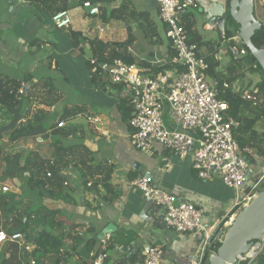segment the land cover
I'll return each mask as SVG.
<instances>
[{
	"label": "crops",
	"instance_id": "1",
	"mask_svg": "<svg viewBox=\"0 0 264 264\" xmlns=\"http://www.w3.org/2000/svg\"><path fill=\"white\" fill-rule=\"evenodd\" d=\"M124 1L126 0H114L107 6L108 8L117 7ZM128 1H131L138 11L149 13L150 19L156 24L160 41L154 42L149 39L150 44L141 40L140 34L137 35L139 33L137 26L130 24L136 37L130 51L135 59V65L139 67L144 63L149 66L148 68L140 67L143 73L148 75L150 69L164 68L172 63L173 51L166 40V28L160 22L157 0ZM206 1L227 3V0ZM75 6L69 11L72 25L67 29L59 30L53 26L51 17L44 14L39 5L28 1L0 0V75L20 80L31 77L28 85L39 84L37 88H40L44 78H51L50 80L57 84L56 93L51 99L40 97L39 105H33L34 108L42 106L49 115L47 122L50 128L49 139L29 138L19 142L30 143L31 146L35 142L43 148L44 144H47L49 151L46 155L42 154L41 149L32 153L37 152L43 157L51 158L53 155L51 140H58V136L53 135V127L60 122L65 111L70 109L72 118L65 122V126L73 131L69 138L66 137L61 141L65 145L86 147L92 153L94 161L91 163L93 164L102 161L113 164L115 171L111 184L120 196L113 202H105L104 191L101 188L98 191L90 189V182L85 185L83 172L70 168L65 170L68 184L65 183L64 186L67 190L68 187L74 189V193L71 194L74 203L48 198L37 200L38 203L34 204L32 209L44 206L49 210L60 211L67 218L69 226H76L81 244L77 250L71 251L66 264H78L82 260L92 264L95 255L102 250L100 241L106 235L111 237L107 249L110 264H143L146 250L153 246L160 247L164 251L162 264H201L205 250L212 242L206 239V235L210 237L216 231L227 228L224 223L232 211L238 193L225 187L218 177L209 181L199 179L197 172L193 169L192 156L182 161L176 154L159 145L155 146L151 154L143 153L135 147L131 136L132 130L120 112L122 104L119 90L95 89L91 83L88 67L89 59L92 57L89 42H83L82 39L80 44L76 45L70 33L72 30L81 32L83 38H99L117 42L110 40L113 36H109L107 40L102 37L103 34H100L102 28L106 29V33L109 28L112 30L113 21L104 27L100 16L90 17L79 6ZM74 11L79 13L78 21L73 18ZM191 13L196 20V29L203 38L199 53L206 60L214 57L220 62L217 69L218 77L224 79L237 77L235 82H239L240 75L245 72L250 79L256 81L254 85L260 82V74H250V69L247 71L246 68L243 70L242 61L247 56L232 51L233 47L238 51L244 49L240 46V41L233 40L238 35L232 39L223 40L222 31L218 25H213L207 16L202 14L200 8ZM137 25L139 27L138 23ZM93 29L97 31L96 37ZM109 32L113 35L111 31ZM234 58L241 60L236 66L232 65ZM65 60L67 63L64 65ZM59 68L63 73L56 72ZM63 79L66 82V90L62 85L59 86ZM62 91L66 92L65 98L62 96ZM123 97L126 98V95L123 94ZM35 98L38 99L37 96ZM2 118L3 114L0 111L1 124ZM19 142L12 144L16 145ZM32 153L30 152V155ZM145 174L150 175L153 183L160 189L176 195L180 200L198 206L203 211L204 231L200 234H181L166 224L164 226L160 218L151 224L149 211L152 205L137 188L132 186L134 180ZM1 179L0 185L11 187L12 192L6 194H14L21 202L13 204V208L9 206L8 208L12 209L7 216H13L11 212L13 210L14 213L30 210L28 202L35 194L22 189L19 181L20 186L11 179H3V177ZM0 214L3 212L0 211ZM2 219L6 220L5 217ZM93 243H95L94 247ZM86 245L88 248H93L89 259H84L81 253ZM8 246L9 244L0 245V264H26L25 261V263H19L18 260L5 262ZM70 246L73 247L74 244L70 242ZM123 248L127 251L123 252ZM34 249L33 247L32 251ZM9 251L14 253L13 250ZM36 263L54 264V258L47 256L40 258V262Z\"/></svg>",
	"mask_w": 264,
	"mask_h": 264
},
{
	"label": "trees",
	"instance_id": "2",
	"mask_svg": "<svg viewBox=\"0 0 264 264\" xmlns=\"http://www.w3.org/2000/svg\"><path fill=\"white\" fill-rule=\"evenodd\" d=\"M26 1L39 5L44 14L52 17L56 13L72 10L74 5H76L75 7H80L85 0ZM113 1H108L101 6L99 16L106 24L111 21L124 23L127 26V38L125 41L109 42L99 38L87 39L83 38L81 32L72 30L70 32L71 37L76 45H79L82 39L83 42H89L92 57L98 58L102 62H112L119 59L127 64H135V59L130 49L135 43L136 37L130 27V22H138L140 27L145 28L151 40L158 42L160 40L157 35L156 24L150 19L149 13L138 11L131 1L126 0L120 6L108 8V3H112ZM229 3L230 0H227L228 8ZM184 27L188 33L189 41L197 44L198 48H200L203 44V38L196 29V20L192 13H188L185 17ZM224 33L227 39H232L237 35L236 31L233 32L228 29ZM252 42L258 49H264V23L263 28L256 31ZM241 47L246 49L248 52L247 58L251 60L252 67L250 68V72L260 73L261 75L260 82L253 89L256 91L254 95L262 99L263 104H252L243 98V92H233L232 88L223 93L224 83L227 82L232 85L237 80V77L229 79L218 77L217 69L220 62L214 57L208 58L207 62L210 65L209 74L219 79L221 86L219 93L230 105L229 114L238 123L234 134L239 153L241 156L246 157L252 163V166H259L261 164L258 162L254 164V158L257 157L256 159L259 161L261 159L264 160V132L260 133L257 130L259 124L264 125V71L250 54L249 50L244 45ZM172 51L171 58L175 56L173 48ZM240 62V59L234 58L232 65L236 66ZM141 66L149 67L144 63L139 67ZM88 67L91 73L92 66L90 61L88 62ZM174 69L175 66L170 63L164 68L150 69L147 76L150 75L151 78H156L158 75ZM29 80H31V77H25L24 80H20L0 75V110H5L10 117L8 124L0 123V142L5 139L6 135L8 136V141L11 143L29 138L49 139L48 132L50 128L47 126L49 115L42 106H38L35 109L33 104L36 100L35 96L51 99L54 94L52 81L50 79H42L41 83H45V90H42L37 88L39 84L29 86ZM91 83L95 89L100 91H107L109 89L119 90L122 104L120 112L130 130H132L131 136H133L135 132L131 127L132 108L128 106V99L123 97L124 92L122 91V87L111 83L100 72L91 73ZM246 91L253 92L250 89H246ZM125 103L127 104L126 106ZM70 111V109H67L60 122L53 127V135H57L58 140H51L50 145L53 150L51 158L43 157L39 153L34 152L23 162V156L20 153L3 155V161H0L1 176L3 179L19 181L22 189L36 194L40 199L45 200L49 198L66 203H74L71 195L74 193V189L68 187L67 190L64 185L67 180L65 170L76 168L83 172L85 185L90 182V189L98 191L101 188L104 191V201L113 202L120 196L118 192H115V188L111 184L115 171L114 165L109 164L107 161L93 164L91 163L94 161L91 156L92 153L86 147L82 145H65L61 141V139L66 137L69 138L73 131V129L66 128V126L59 127V124H65V122L72 118ZM18 199L14 194H6L2 190L0 191V211L4 214V216L0 214V230L2 229L10 235L15 233L23 234L27 244L33 246L35 249L29 253L21 250L16 243L7 242L5 244H9V246L8 253H5V262L18 260L19 263L25 261L26 264H31L32 261L40 262V258L51 256L54 258V264H66L71 251L77 250V247L81 244V238L76 231V226H69L67 218L60 211L49 210L44 206L25 210L23 213L18 211L14 213L13 210L11 211L13 216H7V213L13 208V204L21 203ZM9 205L12 208L9 209ZM4 217L6 220L3 221L2 218ZM70 242L74 244L73 247L70 246ZM94 245L95 243H93V247ZM221 246V241L214 239L206 248L201 264H209L211 255L216 253ZM92 249L86 245L84 251L81 252L85 257L84 259H89ZM9 250H13L14 253ZM259 263L264 264V261L260 259ZM78 264H88V262L82 260Z\"/></svg>",
	"mask_w": 264,
	"mask_h": 264
},
{
	"label": "built area",
	"instance_id": "3",
	"mask_svg": "<svg viewBox=\"0 0 264 264\" xmlns=\"http://www.w3.org/2000/svg\"><path fill=\"white\" fill-rule=\"evenodd\" d=\"M108 1L111 0H85L80 9L90 17H97L101 6ZM157 3L160 22L166 28V39L175 51L172 58L175 69L151 78L135 64H127L119 59L102 62L91 57V73L100 72L111 83L122 87L132 108L131 127L135 132L132 140L139 151L151 154L155 146L159 145L176 154L182 161L192 156L193 169L199 179L209 181L218 177L225 187L238 193L232 211L225 220L228 221L224 223L228 227L239 211L247 207L262 191L264 165H260L251 185L244 189V184L250 181L253 171L252 163L238 151L234 134L238 123L229 114L228 101L219 93V80L209 74V63L200 55L197 44L189 41L184 27L185 17L200 8L199 2L157 0ZM51 22L56 29L69 28L72 25L70 12L54 14ZM100 33L105 34L106 29H100ZM221 36L226 40L224 32ZM233 40L239 42V36ZM232 51L242 56L248 55L246 49L238 51L233 47ZM223 88V93L232 88L233 92H243V98L252 104H263V100L254 95V89L249 92L235 83L231 85L227 82ZM65 124L61 123L59 127H65ZM132 186L163 212L166 226L181 234H200L204 231L203 211L195 204L180 200L176 195L157 187L150 175L137 178ZM1 190L4 193L12 192L9 186H2ZM210 237L206 235L207 240ZM7 242L18 244L26 252L33 250L23 234L10 235L1 229L0 245ZM110 242V235L101 239L102 250L94 257L92 264H110L107 255ZM163 256L162 248L149 247L143 264H162ZM260 259L264 261V236L248 253L237 256L234 264H260ZM31 264L37 263L32 261Z\"/></svg>",
	"mask_w": 264,
	"mask_h": 264
},
{
	"label": "water",
	"instance_id": "4",
	"mask_svg": "<svg viewBox=\"0 0 264 264\" xmlns=\"http://www.w3.org/2000/svg\"><path fill=\"white\" fill-rule=\"evenodd\" d=\"M200 4L202 14L213 24L218 25L222 32L226 30L227 20L237 31L239 39L257 61L264 71V49H258L252 42L256 31L263 28L255 14V0H230L229 8L226 4L196 0ZM15 183L20 186L18 181ZM152 206L149 211V222L154 224L160 218L163 221V212L152 201L147 200ZM153 215V218H151ZM148 221V220H147ZM165 226V223L163 222ZM264 236V187L254 200L241 210L227 232L216 231L209 241L221 240L222 246L212 254L209 264H234L239 255L246 254L255 242ZM123 252L127 249L123 248ZM203 260V258H202Z\"/></svg>",
	"mask_w": 264,
	"mask_h": 264
},
{
	"label": "rangeland",
	"instance_id": "5",
	"mask_svg": "<svg viewBox=\"0 0 264 264\" xmlns=\"http://www.w3.org/2000/svg\"><path fill=\"white\" fill-rule=\"evenodd\" d=\"M263 1L264 0H255V7H256V9H255V14H256V16H257V18L259 19V21L260 22H262V23H264V3H263ZM2 14V13H1ZM73 18L75 19V20H79L80 18H79V13L77 12V11H74L73 12ZM137 23L138 22H136V21H131L130 22V24H132V25H134L136 28H137V30H138V32L139 33H137V35L138 34H140V37H141V40H145V41H147V43H149L150 42V40L149 39H151V37L150 36H148L147 35V32H146V30H145V28L144 27H138V25H137ZM102 24H103V22H102ZM139 24V23H138ZM74 25H76V26H78V24H74ZM104 25V27H106L107 26V24L105 25V23L103 24ZM126 25L124 24V23H121V22H118V21H113V24H112V30H111V28H109L108 29V32L109 31H111V33L113 34V35H110V32L108 33H106V34H103L104 36H102L104 39H109V36H113V39H110V40H116V41H119V42H122V40H124V39H126L127 38V32H126ZM226 28L228 29V30H231V31H233V32H235L236 30H235V28H234V26L231 24V22L229 21V20H227V24H226ZM93 32H94V36L96 37L98 34H97V31L95 30V29H93ZM216 33V32H215ZM236 33H237V31H236ZM101 34V33H100ZM108 34V35H107ZM150 44V43H149ZM240 46H242V44L240 45ZM251 60H249V58H247L246 57V59L245 60H243L242 61V65L244 66L243 67V70H244V68H246V70L248 71L250 68H251V66H252V63L250 62ZM67 63V61L65 60L64 62H63V64L65 65ZM244 63V64H243ZM43 66H45V65H43ZM47 66L48 67H50V65H48L47 64ZM47 67V68H48ZM63 67L61 66V69H62ZM50 69H51V67H50ZM242 70V69H241ZM56 72H58L59 74H60V72H62V70H60V68L58 69V71H56ZM63 73V72H62ZM245 73V72H244ZM242 73V75L240 76V78H239V82H235V85L236 86H239L241 89H250V91H251V89H253L254 88V84H255V82L256 81H254L253 79H250L249 78V76H247V74L245 73ZM249 73L250 74H252L251 72H250V70H249ZM258 74H260V73H258ZM69 75H70V72H69ZM75 75H77L76 73H75ZM228 76V75H227ZM229 77V76H228ZM44 79H49V78H44ZM51 79V78H50ZM45 83H42L41 84V86H40V89H42V90H45ZM63 86L64 87V89L66 90V82H65V80L63 79L62 81H61V84L59 83V86ZM52 86H53V88H54V93H56V87L55 86H57V84H54V82L52 81ZM40 94V93H39ZM62 96L65 98V96H66V92L65 91H62ZM39 98L40 97H38V99H36L35 101H34V104L33 105H38L39 103H38V100H39ZM36 103H38V104H36ZM36 109V108H35ZM1 111V113L3 114V118H2V120H3V123L2 124H8V122H9V120H10V117H9V115L6 113V111L5 110H0ZM257 130L260 132V133H263L264 132V125H262V124H259L258 126H257ZM30 143H22V142H19L18 144H16V145H13L11 142H9L8 141V136L7 137H5V139L3 140V141H1L0 142V161H3V155H6V154H13V153H20L22 156H23V162H25L26 161V159L29 157V155H30V152L32 153L33 151H40V149H41V152H42V154H44V155H46L47 154V152L49 151V147H48V145L47 144H44V148L43 147H41V145L39 144V145H37L35 142L32 144L33 146H31V145H29ZM255 154H254V152H253V156H254ZM256 157V156H255ZM257 158V157H256ZM256 158H254L255 159V162H254V164H256V162H258V163H260L261 164V166H263L264 165V160H257ZM260 165L259 166H255V165H253L252 167H251V170L253 171V174H252V176H251V178H250V181L249 182H247L246 184H244V189L246 188V187H249L251 184V182L254 180V178H255V176H256V173H257V169L259 168V167H261ZM257 167V168H256ZM2 177H1V172H0V181H2V179H1ZM2 186H4V185H0V188H2ZM37 200L38 201H41V199L35 194V195H33V197H32V199L28 202V208L29 209H32V207H33V205L34 204H36V203H38L37 202ZM10 205H12V204H10ZM9 205V206H10ZM20 212H24V211H20ZM240 212V211H239ZM230 226H228L224 231L225 232H227V230H228V228H229ZM223 240V239H222Z\"/></svg>",
	"mask_w": 264,
	"mask_h": 264
},
{
	"label": "clouds",
	"instance_id": "6",
	"mask_svg": "<svg viewBox=\"0 0 264 264\" xmlns=\"http://www.w3.org/2000/svg\"><path fill=\"white\" fill-rule=\"evenodd\" d=\"M242 44V43H241ZM221 231V230H220Z\"/></svg>",
	"mask_w": 264,
	"mask_h": 264
}]
</instances>
